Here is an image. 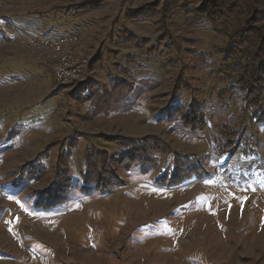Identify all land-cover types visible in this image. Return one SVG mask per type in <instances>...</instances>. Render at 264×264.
<instances>
[{
    "label": "rangeland",
    "instance_id": "rangeland-1",
    "mask_svg": "<svg viewBox=\"0 0 264 264\" xmlns=\"http://www.w3.org/2000/svg\"><path fill=\"white\" fill-rule=\"evenodd\" d=\"M87 1L100 5L75 7ZM164 3L0 0V264H264V115L243 110L227 38L183 11L161 17ZM151 4L160 17L126 15ZM259 6L250 25L264 32ZM124 29L146 40L126 42ZM66 33L100 59L60 84L56 62L25 42ZM192 99L201 131L168 116ZM149 135L162 143L154 162L126 163V145ZM91 148L126 158L102 174L120 186L84 184ZM186 154L199 165L185 168Z\"/></svg>",
    "mask_w": 264,
    "mask_h": 264
},
{
    "label": "trees",
    "instance_id": "trees-1",
    "mask_svg": "<svg viewBox=\"0 0 264 264\" xmlns=\"http://www.w3.org/2000/svg\"><path fill=\"white\" fill-rule=\"evenodd\" d=\"M166 3L162 5V16H165V9L169 8V13L176 9L183 11L186 14L185 21L190 19V22L198 23L202 22V19L208 20L215 29H218L227 40L221 47L223 53V62L226 63V67L229 68V75L233 76L234 83L237 84L240 90L243 91V110L251 111L256 114L259 120H262L264 112V32L263 27H252L250 21L255 20L256 15L260 13V5L264 7V1L262 0H198L196 6H189L190 0H164ZM100 3L93 1H87L76 5V8H95ZM154 6V5H153ZM152 4L149 8L140 6L136 8H130L127 10L126 15L136 16L137 18H145V16L155 17L158 15L159 8L153 7ZM165 12V13H164ZM245 12L251 14L250 17L245 18ZM160 17V14L158 15ZM158 17V18H159ZM257 19V18H256ZM160 21V18H159ZM160 27L163 31L159 34L160 38L170 36L167 31L165 23L160 21ZM122 37L126 42L131 40L137 42L138 40H146L143 37L137 36L132 31L124 29ZM165 30V31H164ZM137 46H140L138 43ZM151 47V46H149ZM149 49V48H148ZM100 58L95 56L89 60L87 66L93 65L95 61ZM96 63V62H95ZM177 80H184L185 77L182 74L176 76ZM179 83L175 82L173 88V94H178L180 90ZM180 112H169V119L175 120L176 118L181 121L182 125L188 130L204 129L206 125V114L203 106L197 99H192L189 104H178L176 109H180ZM177 111V110H176ZM253 114V115H254ZM259 114V115H257ZM149 139L152 141H149ZM160 138L155 135H149L145 138L134 139L126 145L129 153V160L127 162L135 163V161L143 160L147 165L149 162L153 163V159H149L148 156L152 150H158L161 147ZM85 168L82 172V178L86 186H92L95 184L102 191H107L111 187L120 186L119 182H108L107 177L102 175L107 171H111L115 168L113 163L124 162L125 157L116 158L112 160L106 158L105 151L99 152L95 148H91L86 151ZM141 156V157H140ZM147 156V157H146ZM195 155L186 154L185 168L192 169L194 166L199 165L194 162ZM139 159V160H136ZM142 162V161H140ZM177 163H175V166ZM173 177L176 176V169L171 173ZM100 178V179H99ZM172 178V177H171ZM103 179L106 184H101ZM98 183V184H97ZM54 185V183L52 184Z\"/></svg>",
    "mask_w": 264,
    "mask_h": 264
},
{
    "label": "built area",
    "instance_id": "built-area-1",
    "mask_svg": "<svg viewBox=\"0 0 264 264\" xmlns=\"http://www.w3.org/2000/svg\"><path fill=\"white\" fill-rule=\"evenodd\" d=\"M42 60L56 62L53 74L56 81L69 83L79 80L88 64V58L76 52L79 43L74 33L60 34L54 37L31 36L25 42ZM257 161H264V149Z\"/></svg>",
    "mask_w": 264,
    "mask_h": 264
}]
</instances>
